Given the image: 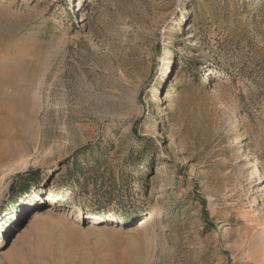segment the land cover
I'll return each mask as SVG.
<instances>
[{"label": "rangeland", "instance_id": "obj_1", "mask_svg": "<svg viewBox=\"0 0 264 264\" xmlns=\"http://www.w3.org/2000/svg\"><path fill=\"white\" fill-rule=\"evenodd\" d=\"M14 54L0 264H264V0H0Z\"/></svg>", "mask_w": 264, "mask_h": 264}, {"label": "bare ground", "instance_id": "obj_2", "mask_svg": "<svg viewBox=\"0 0 264 264\" xmlns=\"http://www.w3.org/2000/svg\"><path fill=\"white\" fill-rule=\"evenodd\" d=\"M26 61L14 54L10 57L9 60H3L2 64H0V74H3L5 76H0V110L6 113V119L4 118L5 123H0V163L5 159L12 157L16 154L17 151L22 150L24 147L23 141L20 140L17 135L12 134L11 132L19 111L24 108L23 104H16L14 102L16 105L14 107H9L6 103L13 102L12 96H15L16 93L19 92L18 87L20 85H18L17 83H23V81L25 80L24 71L26 69V66L29 65ZM8 89L12 90V96H10L11 94H5V90ZM16 99L14 100L17 101Z\"/></svg>", "mask_w": 264, "mask_h": 264}, {"label": "trees", "instance_id": "obj_3", "mask_svg": "<svg viewBox=\"0 0 264 264\" xmlns=\"http://www.w3.org/2000/svg\"><path fill=\"white\" fill-rule=\"evenodd\" d=\"M26 188H27V186H25ZM25 191V188L24 187H20L19 189H18V192H24Z\"/></svg>", "mask_w": 264, "mask_h": 264}]
</instances>
